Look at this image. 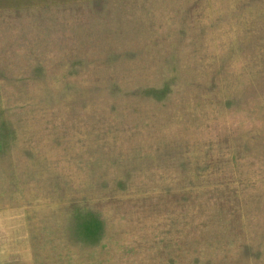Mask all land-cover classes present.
I'll use <instances>...</instances> for the list:
<instances>
[{
  "label": "rangeland",
  "instance_id": "obj_1",
  "mask_svg": "<svg viewBox=\"0 0 264 264\" xmlns=\"http://www.w3.org/2000/svg\"><path fill=\"white\" fill-rule=\"evenodd\" d=\"M0 264H264V0H0Z\"/></svg>",
  "mask_w": 264,
  "mask_h": 264
}]
</instances>
